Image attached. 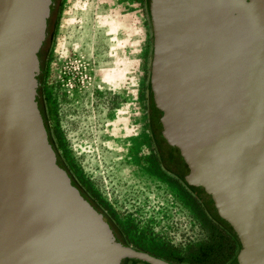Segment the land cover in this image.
Instances as JSON below:
<instances>
[{"label": "water", "instance_id": "water-1", "mask_svg": "<svg viewBox=\"0 0 264 264\" xmlns=\"http://www.w3.org/2000/svg\"><path fill=\"white\" fill-rule=\"evenodd\" d=\"M54 5L0 0V264H177L117 242L52 146L37 88ZM147 12L160 143L234 234L235 264H264V0Z\"/></svg>", "mask_w": 264, "mask_h": 264}, {"label": "rangeland", "instance_id": "rangeland-1", "mask_svg": "<svg viewBox=\"0 0 264 264\" xmlns=\"http://www.w3.org/2000/svg\"><path fill=\"white\" fill-rule=\"evenodd\" d=\"M52 11L37 94L62 165L129 242L194 264L227 236L205 210L206 198L193 196L161 160L147 86V0H58ZM235 251L221 264H235Z\"/></svg>", "mask_w": 264, "mask_h": 264}, {"label": "flooded vegetation", "instance_id": "flooded-vegetation-1", "mask_svg": "<svg viewBox=\"0 0 264 264\" xmlns=\"http://www.w3.org/2000/svg\"><path fill=\"white\" fill-rule=\"evenodd\" d=\"M41 117H42V115H41ZM160 157H161L162 162L166 166V168H165L166 171L170 175H172L177 181L182 182V183L184 182L186 184V187L188 188L189 192L193 196L198 197V196L201 195L199 193L198 188L193 186V185H191L189 183V180H187L181 174V172L177 170L176 165L171 161L167 151L164 149V146L162 144H161V149H160ZM65 170H66V168H65ZM66 172L68 173L67 170H66ZM68 175H69V173H68ZM69 177L72 180V182L75 185V187L90 201L91 205L104 217V219H105V221H106V223H107V225H108V227H109L114 239L117 242H119L120 244H123V245L130 246L133 249L142 250V251H145L147 253H150L147 250L141 248L140 245H136V244H133V243L129 242L127 240L128 236H127V238H125V234L122 232L121 226H119V224H118L119 222L116 219L111 218V216L109 214H107L106 211L96 201H94L93 199H91V197L89 195H87V193L84 191L83 188H81L80 186H78L76 184V182L71 178L70 175H69ZM205 202L209 203V201H207V200ZM150 254H152V253H150ZM152 255H154V254H152ZM154 256H156V255H154ZM162 259H164V258H162ZM164 260H167V259H164ZM167 261H169V260H167ZM120 264H147V263L142 262V261H138V260H134V259H126V258H124L123 260L120 261Z\"/></svg>", "mask_w": 264, "mask_h": 264}, {"label": "trees", "instance_id": "trees-1", "mask_svg": "<svg viewBox=\"0 0 264 264\" xmlns=\"http://www.w3.org/2000/svg\"><path fill=\"white\" fill-rule=\"evenodd\" d=\"M58 0H55V4ZM148 7V0H147ZM53 11H51L52 15ZM148 13V12H147ZM147 86L149 89V82H147ZM153 122V121H152ZM154 125V124H153ZM155 129L154 126H152ZM152 131V130H151ZM155 131V130H154ZM153 133V131H152ZM49 136V135H48ZM160 151V150H159ZM205 210L209 214L213 223L218 226L227 236V240L225 242L217 243L213 248L201 250L194 258V264H221L223 260V256L225 253L232 247L236 250V240L234 234L231 230L225 226V221L222 220L215 212L211 202L203 204ZM235 255V254H234Z\"/></svg>", "mask_w": 264, "mask_h": 264}]
</instances>
